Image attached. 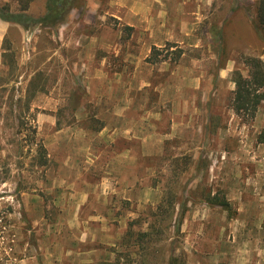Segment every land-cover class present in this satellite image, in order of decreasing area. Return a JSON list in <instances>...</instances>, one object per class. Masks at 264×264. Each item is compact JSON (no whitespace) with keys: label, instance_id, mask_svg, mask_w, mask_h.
<instances>
[{"label":"rangeland","instance_id":"1","mask_svg":"<svg viewBox=\"0 0 264 264\" xmlns=\"http://www.w3.org/2000/svg\"><path fill=\"white\" fill-rule=\"evenodd\" d=\"M256 1L81 0L55 29L0 19V264L112 260L149 212H166V245L148 264L171 246L174 264H264V101L251 120L230 107L244 58L264 63Z\"/></svg>","mask_w":264,"mask_h":264},{"label":"trees","instance_id":"2","mask_svg":"<svg viewBox=\"0 0 264 264\" xmlns=\"http://www.w3.org/2000/svg\"><path fill=\"white\" fill-rule=\"evenodd\" d=\"M30 2L31 0H20L19 9L16 12L9 11L6 5L0 6V19L5 22L18 24L24 29L28 26L55 29L63 24L69 13L73 9L79 8L81 4V0H45L43 14L40 17H33L27 13ZM253 23L257 32L264 39V0H257L254 4ZM179 55L180 52H178L177 56ZM244 64L248 69V75L245 78L237 72L234 73V90L230 100V107L237 116L251 120L260 104L264 101V63L259 58L246 57L244 58ZM56 123L58 126V122ZM262 137H259L260 142H264ZM44 165H46V158L41 154L39 166ZM169 201L172 202L170 198ZM218 205L223 209H228L227 202H222ZM164 213L166 212H157L155 214L154 212H149L146 216L149 218L153 217V222L156 223L158 217H161ZM155 223L140 229L141 223L139 220L129 222L118 245L120 249L111 248L110 250L113 253L112 260H101L96 264H148L149 254L151 253L148 248L153 244L157 245V243L160 244L158 246L166 245L164 243L165 239L162 238L163 230L157 228ZM179 225L180 222L174 226L176 232L179 229ZM134 227L139 228L134 230ZM171 247L167 253L165 264H174V250L173 246ZM158 252L159 250L154 253Z\"/></svg>","mask_w":264,"mask_h":264},{"label":"crops","instance_id":"3","mask_svg":"<svg viewBox=\"0 0 264 264\" xmlns=\"http://www.w3.org/2000/svg\"><path fill=\"white\" fill-rule=\"evenodd\" d=\"M104 260H111V259H109L108 256H107V258H105ZM96 263H97V262H95L94 264H96Z\"/></svg>","mask_w":264,"mask_h":264}]
</instances>
